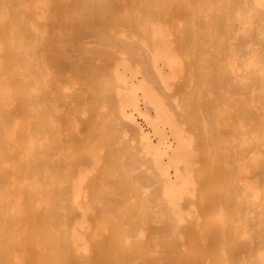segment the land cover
<instances>
[{
	"label": "bare ground",
	"instance_id": "bare-ground-1",
	"mask_svg": "<svg viewBox=\"0 0 264 264\" xmlns=\"http://www.w3.org/2000/svg\"><path fill=\"white\" fill-rule=\"evenodd\" d=\"M0 264H264V0H0Z\"/></svg>",
	"mask_w": 264,
	"mask_h": 264
},
{
	"label": "rangeland",
	"instance_id": "rangeland-1",
	"mask_svg": "<svg viewBox=\"0 0 264 264\" xmlns=\"http://www.w3.org/2000/svg\"><path fill=\"white\" fill-rule=\"evenodd\" d=\"M1 81H2V79H1V75H0V84H1Z\"/></svg>",
	"mask_w": 264,
	"mask_h": 264
}]
</instances>
